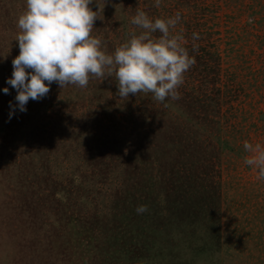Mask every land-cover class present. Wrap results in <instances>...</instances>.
I'll return each instance as SVG.
<instances>
[{
    "label": "rangeland",
    "instance_id": "1",
    "mask_svg": "<svg viewBox=\"0 0 264 264\" xmlns=\"http://www.w3.org/2000/svg\"><path fill=\"white\" fill-rule=\"evenodd\" d=\"M154 3L93 0L92 35L113 53L138 11L180 13L196 63L179 100L91 77L9 119L26 2L0 0V264H264V179L243 147L264 146V0Z\"/></svg>",
    "mask_w": 264,
    "mask_h": 264
},
{
    "label": "clouds",
    "instance_id": "2",
    "mask_svg": "<svg viewBox=\"0 0 264 264\" xmlns=\"http://www.w3.org/2000/svg\"><path fill=\"white\" fill-rule=\"evenodd\" d=\"M25 2L26 10L17 18L19 54L12 60V75L6 80L16 91V104L9 105V119L16 111L26 112L30 100L44 98L52 83L60 88H86L91 77L102 81L114 76L120 97L151 93L165 107L168 99H180L178 88L184 74L196 63L184 46L183 34H172L181 21L180 13L153 20L138 11L131 23L142 31L109 53L102 39L92 35L101 12L92 10L93 0ZM161 3L155 0L154 6L159 8ZM155 33H160L159 37ZM197 39L199 35L193 33V40ZM2 91L8 94L9 88ZM243 147L248 153L244 163L264 179V146L245 142ZM147 211V205L136 209L137 214Z\"/></svg>",
    "mask_w": 264,
    "mask_h": 264
}]
</instances>
